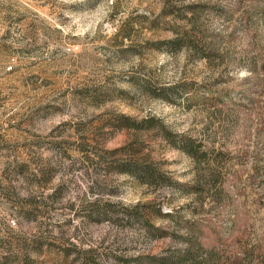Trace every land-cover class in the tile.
<instances>
[{"label":"rangeland","instance_id":"1","mask_svg":"<svg viewBox=\"0 0 264 264\" xmlns=\"http://www.w3.org/2000/svg\"><path fill=\"white\" fill-rule=\"evenodd\" d=\"M0 264H264V0H0Z\"/></svg>","mask_w":264,"mask_h":264},{"label":"trees","instance_id":"2","mask_svg":"<svg viewBox=\"0 0 264 264\" xmlns=\"http://www.w3.org/2000/svg\"><path fill=\"white\" fill-rule=\"evenodd\" d=\"M188 43H190V39H195V37H191L189 36V38H184ZM136 127V126H135ZM168 139L167 141H169L170 143H175V145H177V141L172 138L171 136H166ZM202 144H199V143H184L181 145V149L186 152L189 156L191 157H198V155L201 157H204V158H208V154L205 153V151L202 149ZM147 169H143V173L141 174L142 175V178H144V182H149V183H152V184H159L161 183V181L163 182V178L162 176L160 175L159 172H157L155 169H152L151 167H145ZM165 261L167 260H164V263Z\"/></svg>","mask_w":264,"mask_h":264},{"label":"built area","instance_id":"3","mask_svg":"<svg viewBox=\"0 0 264 264\" xmlns=\"http://www.w3.org/2000/svg\"><path fill=\"white\" fill-rule=\"evenodd\" d=\"M10 225H11L12 227H15V226H16V222H15V221H10Z\"/></svg>","mask_w":264,"mask_h":264}]
</instances>
